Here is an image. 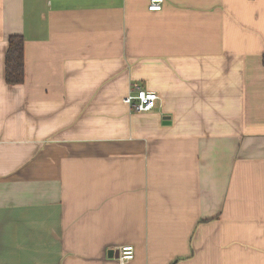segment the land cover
Returning a JSON list of instances; mask_svg holds the SVG:
<instances>
[{
  "label": "crops",
  "instance_id": "crops-1",
  "mask_svg": "<svg viewBox=\"0 0 264 264\" xmlns=\"http://www.w3.org/2000/svg\"><path fill=\"white\" fill-rule=\"evenodd\" d=\"M148 4L0 0V264H264V0Z\"/></svg>",
  "mask_w": 264,
  "mask_h": 264
},
{
  "label": "built area",
  "instance_id": "built-area-1",
  "mask_svg": "<svg viewBox=\"0 0 264 264\" xmlns=\"http://www.w3.org/2000/svg\"><path fill=\"white\" fill-rule=\"evenodd\" d=\"M166 0H149L148 8L151 11L163 9ZM160 95L155 91L144 88L136 82L132 85V93L126 96L125 102L138 112L151 111L158 106ZM118 264H128L135 258L136 249L133 244H123L118 248Z\"/></svg>",
  "mask_w": 264,
  "mask_h": 264
},
{
  "label": "trees",
  "instance_id": "trees-1",
  "mask_svg": "<svg viewBox=\"0 0 264 264\" xmlns=\"http://www.w3.org/2000/svg\"><path fill=\"white\" fill-rule=\"evenodd\" d=\"M6 80L9 84H21L25 80L24 38L14 34L6 56Z\"/></svg>",
  "mask_w": 264,
  "mask_h": 264
},
{
  "label": "water",
  "instance_id": "water-1",
  "mask_svg": "<svg viewBox=\"0 0 264 264\" xmlns=\"http://www.w3.org/2000/svg\"><path fill=\"white\" fill-rule=\"evenodd\" d=\"M165 118H166L165 119V122H170V118L169 117H165ZM118 254H119V252H118V249H117V250L113 251V253L111 254V256L118 257Z\"/></svg>",
  "mask_w": 264,
  "mask_h": 264
}]
</instances>
